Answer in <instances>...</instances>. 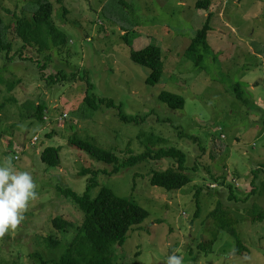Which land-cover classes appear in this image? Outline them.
I'll return each instance as SVG.
<instances>
[{
    "label": "rangeland",
    "instance_id": "rangeland-1",
    "mask_svg": "<svg viewBox=\"0 0 264 264\" xmlns=\"http://www.w3.org/2000/svg\"><path fill=\"white\" fill-rule=\"evenodd\" d=\"M39 1L0 0L14 54L12 60L0 54V163L10 159L15 170L29 172L37 193L23 221L0 236L2 264H39L32 256L36 252L46 260L58 258L44 237L53 234L69 244L79 231L84 215L60 188L84 194L90 178L80 174L84 169L100 171L94 197L106 187L150 212L123 246L113 247L115 264H165L170 254L181 256L182 264H264V220H255L264 214V196L251 193L264 177L252 184L253 170L264 164V0H212L209 11L197 8L201 0H47L68 43L57 47L50 41L42 54L38 45L23 49L36 62L25 61L19 58L24 42L15 27L19 18L33 20ZM210 13V49L196 66L185 51ZM152 44L161 47L164 62L163 77L153 86L147 84L150 69L130 58L131 49ZM47 54L52 60L42 71L37 62ZM61 70L88 72L99 98L114 100L128 116L148 117L125 123L117 109L106 106L80 113L87 83L78 75L51 83L48 77ZM237 84L247 103L236 97ZM162 91L184 96L185 108H168L159 100ZM39 103L47 107L44 122L34 115ZM73 136L94 139L120 155L128 148L138 155L148 147H176L187 154L194 182L178 191L151 185L153 170L177 168L173 159L146 161L112 175V166L71 146ZM47 147L60 149L59 167L42 162ZM224 177L222 186L218 178ZM229 184L237 200L229 199ZM220 201L238 219L246 247L239 254L226 231L220 232L213 251L199 248L215 232L210 214ZM57 216L71 224L66 233L52 230Z\"/></svg>",
    "mask_w": 264,
    "mask_h": 264
},
{
    "label": "trees",
    "instance_id": "trees-1",
    "mask_svg": "<svg viewBox=\"0 0 264 264\" xmlns=\"http://www.w3.org/2000/svg\"><path fill=\"white\" fill-rule=\"evenodd\" d=\"M212 4V0H201L197 2V8L209 11ZM53 12L54 5L52 2L40 0L37 10L33 14L32 21L25 18H19L17 20L15 32L17 38L24 42L23 48L19 51L20 59H25V61L29 59L32 62H36L32 58L25 57L23 50L29 47L34 48L35 45L39 46L37 51L42 54L50 49V41L57 47L68 43L66 34L53 21ZM213 18L214 14H208L206 23L196 32L190 42L189 48L185 51L186 58L193 61L196 66L202 64L204 52L206 53L210 49L208 36L212 29L211 22ZM126 34L125 40L128 44L129 40ZM12 49L13 45L6 37L4 20L0 15V54L6 53L7 58L12 60L14 56ZM130 58L133 62L150 69V75L147 79L148 85L153 86L161 81L164 74L163 52L161 47L152 44L137 51L131 49ZM51 60V55L47 54L45 61L37 62L39 69L45 71L48 62ZM77 75L79 76V80L87 83L84 105L80 108V113L95 112L102 106H106L117 109L118 117L125 123L138 124L145 121L148 117L128 116L123 113L122 106L117 105L114 100L99 98L94 94L95 86L90 83L89 73L86 71L81 74L73 73L69 75L61 70L56 75H50L48 80L51 83L66 82L71 81ZM234 92L239 100L247 103V100L244 99L241 84L235 85ZM159 100L172 110H183L186 105L184 96L170 91H162L159 95ZM46 111V105L39 103L36 105L34 115L38 120L44 122ZM69 143L71 146L88 153L97 161L112 166L113 169L110 173L112 175L119 173L122 169L136 166L146 161L156 162L173 159L177 163V168L153 170L150 174L151 185L164 188L168 191H178L194 182L193 175L187 169V154L176 147H162L159 149L148 147L144 153L138 155L134 154L128 148L120 155L113 150L103 148L94 139H81L79 136H73L70 138ZM215 151L219 152L218 155H220L223 148L215 149ZM59 153V148L47 147L41 152V160L49 167H59L61 164ZM253 173L254 178L252 184L264 175V164H260L255 168ZM80 174L90 176L84 194L79 195L71 188H60V191L66 199L73 201L83 213V223L69 244H63L61 240H56L53 234H47L44 237L45 244L51 253H59V256L52 260H46L40 252H36L32 256L37 259L39 264H115L113 247L116 245L123 246L128 238L129 232L150 217V212L133 199L119 197L109 188H102L97 196L94 197L92 191L99 186L98 175L100 171L84 169ZM218 181L223 186L226 183V178L224 177L222 180L218 178ZM233 187L231 184L228 185L230 190L229 199L237 200L233 193ZM202 190V188L198 189L197 215L200 213L199 196ZM251 193L264 196V177L260 178L259 184ZM210 218L214 221L215 232L209 242H202L199 245L200 250L204 252L213 251V247L218 241L221 231H226L235 238L237 243L236 254L246 250L242 237L236 227L238 219L232 214V211L227 209L223 201H220L217 208L211 212ZM255 220H264V214L262 213L255 217ZM51 226L55 232L59 233L61 231L66 233L71 227V224L60 216H57L51 221ZM0 264H2L1 253Z\"/></svg>",
    "mask_w": 264,
    "mask_h": 264
},
{
    "label": "clouds",
    "instance_id": "clouds-1",
    "mask_svg": "<svg viewBox=\"0 0 264 264\" xmlns=\"http://www.w3.org/2000/svg\"><path fill=\"white\" fill-rule=\"evenodd\" d=\"M32 175L27 171H17L9 159L0 163V236L16 227L24 219V211L36 193ZM165 264H182L181 256L170 254Z\"/></svg>",
    "mask_w": 264,
    "mask_h": 264
}]
</instances>
